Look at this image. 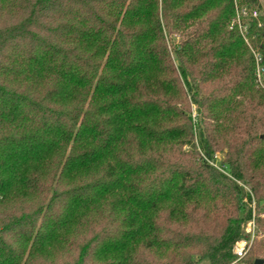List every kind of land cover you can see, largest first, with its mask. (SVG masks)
Instances as JSON below:
<instances>
[{
	"label": "trees",
	"instance_id": "1",
	"mask_svg": "<svg viewBox=\"0 0 264 264\" xmlns=\"http://www.w3.org/2000/svg\"><path fill=\"white\" fill-rule=\"evenodd\" d=\"M234 14L232 0H0V264H264V89ZM223 147L231 177L207 162Z\"/></svg>",
	"mask_w": 264,
	"mask_h": 264
},
{
	"label": "rangeland",
	"instance_id": "2",
	"mask_svg": "<svg viewBox=\"0 0 264 264\" xmlns=\"http://www.w3.org/2000/svg\"><path fill=\"white\" fill-rule=\"evenodd\" d=\"M232 1H233V4H234V11L236 9V6H238L239 8L240 7L241 8H245L246 10H249V11L250 10H256L257 11V17H255V18L250 17L248 19L246 18L247 28H248L247 29V37H248L249 44L252 46V44L250 43V40L253 39L256 35L250 33L249 27H250V24H251V20L252 19H256L257 22H258V25L261 24L260 17H263L264 18V0H256V2L254 4L251 3V2H249L248 0H232ZM231 20L228 23V29H230L229 26H230ZM173 38L175 40V43L179 39L177 35H174ZM252 48L254 49L255 52H257L258 54H260L259 53V50L257 49V47H253L252 46ZM169 49H171L170 48V45H169ZM182 102L183 103H186V102L188 103L187 104L188 106H187V108L185 107V110L187 111V115L190 117V121L192 123L191 124L192 125L191 127L193 129V135H192V138H191V141L190 142L183 144V146L181 147V151L184 154H189L188 157H189V159H191V163H190L189 166H191V168H194V166H196V163H193L194 160H197L198 157H202L203 156L202 155V152H201V150L199 148V140H198V134H197V129H196V120L198 118L197 107H196V104L193 103L190 100V97L185 98V101H184V99H182ZM212 125H213V123H212ZM226 153H227V147H223V149L216 151L214 153V155H213V158L210 159V160H207V162L213 168H215V170H217L219 172H222L223 174L227 175L228 177H231L230 172L226 170V166H222V165L219 164L220 162L223 163L225 161V159H226ZM238 183L241 186H243V188L246 191L248 190V187L245 184L243 185V183L242 182H239V181H238ZM251 206L252 207L254 206V202H252ZM252 214H253V217H254L253 210H252ZM192 217H194V216H192ZM253 217H252L251 220H253V223H254V218ZM100 228H101V226L99 227V229ZM244 228H245V225H244ZM256 235L259 236V237L260 236H263L262 233H258ZM254 237H255V233H254L253 237H251L250 235H248L245 232V236H244V238L242 240L247 241V247L245 249L244 255L242 256V259L236 258L235 262H239V261L243 260V257L245 258L246 256H248V254H249L248 250H249V248H250V246H251V244L253 242ZM193 260H194V263L193 264H209L208 259H206V258H199L197 255L196 256H193Z\"/></svg>",
	"mask_w": 264,
	"mask_h": 264
},
{
	"label": "built area",
	"instance_id": "3",
	"mask_svg": "<svg viewBox=\"0 0 264 264\" xmlns=\"http://www.w3.org/2000/svg\"><path fill=\"white\" fill-rule=\"evenodd\" d=\"M250 17H257V11L256 10H246L245 8H239L236 6L235 9V15L233 19L231 20L230 29H237L240 33L243 40L246 42V44L249 46L253 57L255 61V70H254V81L257 87L264 89V65L261 63V56L257 52L254 51L252 46L249 44L248 37H247V22L246 18ZM244 231L253 237L254 235V223L253 220H249L245 224ZM247 247V241L245 240H239L235 243L233 246V253L236 255L237 258H241L244 253L245 249Z\"/></svg>",
	"mask_w": 264,
	"mask_h": 264
},
{
	"label": "water",
	"instance_id": "4",
	"mask_svg": "<svg viewBox=\"0 0 264 264\" xmlns=\"http://www.w3.org/2000/svg\"><path fill=\"white\" fill-rule=\"evenodd\" d=\"M252 264H263V260L260 258H256V259H254Z\"/></svg>",
	"mask_w": 264,
	"mask_h": 264
}]
</instances>
